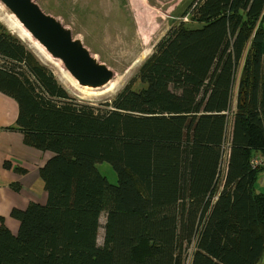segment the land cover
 Instances as JSON below:
<instances>
[{
	"label": "trees",
	"instance_id": "trees-1",
	"mask_svg": "<svg viewBox=\"0 0 264 264\" xmlns=\"http://www.w3.org/2000/svg\"><path fill=\"white\" fill-rule=\"evenodd\" d=\"M183 15L139 65L140 87L98 102L71 96L0 22V93L25 143L49 154L45 200L11 211L15 233L0 218V264L263 257L264 0H190Z\"/></svg>",
	"mask_w": 264,
	"mask_h": 264
},
{
	"label": "rangeland",
	"instance_id": "rangeland-1",
	"mask_svg": "<svg viewBox=\"0 0 264 264\" xmlns=\"http://www.w3.org/2000/svg\"><path fill=\"white\" fill-rule=\"evenodd\" d=\"M34 1L43 12L59 19L75 37L83 41L92 56L111 69L112 76L106 85L95 89L79 87L73 82V78L59 59L53 58L46 52L49 57L59 62L57 64V61L48 60L44 54L34 49L29 39L19 35L18 30L12 26L17 19L1 2L0 22L17 36L40 63L50 69L57 81L71 96L87 102L108 99L127 85L137 90L140 85L134 76L139 65L152 52L156 42L167 30L178 23H188V16L183 15V11L190 2V0ZM32 40L35 41L33 37ZM110 82H113L112 90L104 91ZM225 166L224 157L220 164L221 172H224ZM96 168L109 183L116 184V173L108 162H97ZM257 187L264 192V171L257 180ZM102 221L101 216L99 222ZM97 236V240L100 241L101 228ZM258 264H264V255Z\"/></svg>",
	"mask_w": 264,
	"mask_h": 264
},
{
	"label": "crops",
	"instance_id": "crops-1",
	"mask_svg": "<svg viewBox=\"0 0 264 264\" xmlns=\"http://www.w3.org/2000/svg\"><path fill=\"white\" fill-rule=\"evenodd\" d=\"M17 110L15 100L0 93V218L13 233L18 222L11 211L45 200L38 169L49 156L25 143L15 128Z\"/></svg>",
	"mask_w": 264,
	"mask_h": 264
},
{
	"label": "water",
	"instance_id": "water-1",
	"mask_svg": "<svg viewBox=\"0 0 264 264\" xmlns=\"http://www.w3.org/2000/svg\"><path fill=\"white\" fill-rule=\"evenodd\" d=\"M19 24L53 58L59 59L76 84L102 88L112 76L111 69L92 56L83 44L57 18L43 12L34 0H0Z\"/></svg>",
	"mask_w": 264,
	"mask_h": 264
},
{
	"label": "bare ground",
	"instance_id": "bare-ground-1",
	"mask_svg": "<svg viewBox=\"0 0 264 264\" xmlns=\"http://www.w3.org/2000/svg\"><path fill=\"white\" fill-rule=\"evenodd\" d=\"M12 26H14L18 32H19V35L23 38H27L31 41L32 45L35 47L34 49L38 50L39 52H41L42 54H44V56L48 59V60H51L53 62V58L49 55L42 49V47L34 40H32V37L30 36V34L17 22V21H14V23L12 24ZM54 61H57V60H54ZM59 61H57L56 63L58 64ZM62 69V68H61ZM63 70V69H62ZM73 80V79H72ZM74 83H76L74 80H73ZM113 82H110L106 87H105V90L106 92H109L112 90L113 88ZM82 89H93V88H87V87H84Z\"/></svg>",
	"mask_w": 264,
	"mask_h": 264
},
{
	"label": "built area",
	"instance_id": "built-area-1",
	"mask_svg": "<svg viewBox=\"0 0 264 264\" xmlns=\"http://www.w3.org/2000/svg\"><path fill=\"white\" fill-rule=\"evenodd\" d=\"M259 160H260V159H258V158H253V159L250 161L251 166H253V167L257 166L258 163H259ZM260 161H261V160H260Z\"/></svg>",
	"mask_w": 264,
	"mask_h": 264
}]
</instances>
